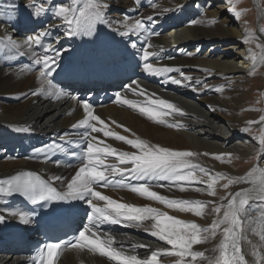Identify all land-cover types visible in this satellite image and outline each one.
<instances>
[{
	"label": "bare ground",
	"instance_id": "1",
	"mask_svg": "<svg viewBox=\"0 0 264 264\" xmlns=\"http://www.w3.org/2000/svg\"><path fill=\"white\" fill-rule=\"evenodd\" d=\"M215 1L139 0L137 3L136 0H104L109 4V8L105 10L107 23L97 24L90 35L69 37L64 35L67 25L55 17V9L59 5L75 7L84 3V0H0V39L11 36L23 45L29 37H35L41 31L47 33L41 37L40 45L33 44L31 48L24 46L21 49L26 53L24 56L15 52L6 54V50L0 45V176L23 170L35 171L46 180L61 176L63 182L57 181L54 186L59 191L65 190L67 181L81 164L83 148L86 147V142L81 143L84 129L72 128L76 121L83 118L81 102L89 103L95 114L120 135L134 138L135 134L149 143L176 150L232 153L231 163H221L202 155L193 158L194 162L206 167L213 174L223 172L233 177L243 176L246 172L236 169L233 161L237 165L246 164L250 162L247 157H253L256 164L264 167V155L256 159L259 144L253 139L254 135H259V131L255 134L242 131L246 127V121L258 120L264 115V90L262 106L255 112L254 118L250 110H246L248 104L240 87L251 63L245 60L248 49L259 52L256 43L264 44V30L261 28L263 25L260 21L259 29L253 31L246 19L247 14L242 13L239 19L236 18L230 0H221L218 3ZM254 1L256 4L259 2L258 7L263 6L262 1ZM32 3H42L45 12L40 16L34 15V9L29 7ZM153 3L157 5L155 9L152 7ZM113 4L122 6L117 15L110 8ZM242 10L235 4V11ZM260 14L264 16V8L260 10ZM125 17L129 23L143 19L146 30L121 36L119 33L125 31ZM147 17L152 19L148 20ZM191 21L197 23L192 25ZM26 26L34 28L23 30ZM164 28H167L166 31L162 30ZM153 32L159 35H152ZM248 33H253L256 37L251 44L243 41L244 35ZM133 43L136 47H132ZM146 43L153 45L149 50L155 53L150 57V63L169 66L179 71L160 76L146 73L143 70L144 61L141 60ZM206 43L210 45H207L205 51H201ZM48 45L53 50L45 53L44 49ZM56 50H59L58 56ZM45 54L56 58L53 65L55 70L47 78L52 82L51 87L48 91L34 96L31 93L39 86L36 80L39 66L33 64V60ZM256 70L262 71L264 76V66L257 67ZM181 73L191 79L184 80ZM103 79L105 84L101 83ZM172 79L182 80V84H173ZM133 81L149 95L154 93L155 97L168 100L182 109L184 115L172 112L164 120L167 124L180 123L183 127L155 123L141 115L138 110L117 102V93L141 104L146 102V96L134 94L126 87ZM193 88L197 90L193 91ZM87 89L89 93H85ZM73 96L77 99L73 100ZM112 121L124 125L131 132L116 127ZM255 126L260 128V125ZM23 128L28 131L18 130ZM91 135L98 136L118 150L135 151L121 141L103 137L102 133ZM57 145L63 150L58 149ZM37 149L40 151L37 152ZM73 152L76 156L71 155ZM9 154L11 157H8ZM108 162L116 161L109 158ZM115 179L119 180L120 177ZM221 181L217 186L216 197H209L206 193L191 188L181 192L167 181L153 180L149 183L154 191L171 199L208 201L219 200L220 196L226 194L220 187ZM248 186L233 185L227 191L235 192ZM97 190L120 202L137 206L149 205L179 219L194 220L202 226L211 222V216L200 218L191 213H180L158 202L139 197L127 188L100 187ZM0 200V214L6 215V219L0 222V264H31L26 246L37 231L36 221L31 218V222L25 225L18 218L4 212L5 209L29 212L25 202L12 197H0ZM65 202L77 225L80 218H83L81 226L89 223L88 213L91 209L84 201ZM97 203L103 204L102 201ZM150 224L151 221L144 222L145 227ZM99 232L111 234L116 240L115 247L140 258H146L151 251L158 248L170 247L151 236L144 227L134 226V222H105L99 224ZM250 238L254 241L258 239L255 236ZM216 242L210 241L194 247L195 250L211 249ZM141 244L149 247H133ZM8 249L10 251L6 252ZM250 251L246 246L245 252ZM247 258L253 259L250 254ZM174 259L167 256L161 258L162 264H172ZM58 264L115 262L98 254L65 249Z\"/></svg>",
	"mask_w": 264,
	"mask_h": 264
},
{
	"label": "snow or ice",
	"instance_id": "2",
	"mask_svg": "<svg viewBox=\"0 0 264 264\" xmlns=\"http://www.w3.org/2000/svg\"><path fill=\"white\" fill-rule=\"evenodd\" d=\"M136 2L139 3V0ZM237 2L238 0H230L234 14L239 19L242 12L235 11ZM29 7L34 9L33 14L36 16L45 12L42 3H32ZM152 7L155 9L157 5L153 3ZM108 8L109 4L104 0H84V3L75 7L59 5L54 15L67 25L65 36L90 35L97 24L107 23L105 10ZM147 19L151 20L152 17H147ZM127 21L128 18L125 17L123 23L125 31L119 33L121 36H127L132 32L142 33L146 30L143 19H136L131 23ZM196 23L197 21L190 22L192 25ZM46 35L45 31H41L35 37L26 39L23 45L13 40L11 36H4L0 39V45L6 50V54L15 52L24 56L26 53L21 50L24 46L31 48L33 44L40 45L41 37ZM152 35H159V33L153 32ZM255 39L253 33L245 34L243 37L246 44H251ZM132 47H136L135 43ZM152 47L151 43L143 46L141 60L144 61L143 70L146 73L160 76L179 71L169 66H156L150 63V57L155 55L149 50ZM256 48L259 52L249 48L245 57V60L251 62L250 75L257 67L264 66V44L257 42ZM51 50H53L51 45L44 49L45 53ZM59 54V50H56V55ZM55 63L56 58L47 54L33 60V64L39 66L36 76L39 86L32 91V95L44 93L51 87L52 82L47 78L54 72ZM181 75L183 76V73ZM183 79L190 80L191 78L183 76ZM171 83L179 85L182 84V80L172 79ZM126 87L134 94L146 96V102L141 104L129 100L122 97L120 93L116 94V101L138 110L141 115L155 123L167 124L164 117L172 112L184 115L182 109L174 103L155 97L154 93L149 95L136 81ZM196 90L193 88V91ZM220 90L217 89V91ZM72 99L76 100L77 97L73 96ZM80 106L83 110V118L76 121L72 128L84 129L81 143L86 142V147L83 148L81 164L71 179L67 181L65 190L58 191L53 186L57 181L63 182V177L53 176L45 180L32 171H21L8 178L0 179V196L2 197L19 194L33 205L53 201L80 200L91 209L88 213L89 223L72 240H58L45 244L33 257V264H58L59 257L65 249L98 254L114 261L115 264H162L161 258L165 256L175 258L172 264H264V167L254 164L243 176L238 177L223 172L213 174L206 167L194 162L193 158L202 155L221 163H231L232 153H197L190 150H176L149 143L135 134H133L134 138H129L112 130L108 123L95 114L89 103L81 102ZM111 123L118 128H123L125 132H131L130 129L116 121ZM252 125H260L259 135L253 136L259 144V148L256 149V159H259L261 155H264V115H261L258 120L246 121V127L242 131L251 132ZM167 126L183 127L180 123L167 124ZM18 130L28 131L27 128ZM92 133H102L103 137L121 141L135 151L118 150L98 136L91 135ZM56 147L63 150L59 145ZM71 155L76 156V153L73 152ZM109 158H114L116 162L109 163ZM56 163L59 165V161ZM116 177L120 179L116 180ZM153 180L167 181L169 185L177 187L181 192L191 188L194 191L206 193L209 197L217 196V186L221 180H225L226 182L220 187L226 190V194L220 196L219 200L171 199L152 189L149 182ZM238 184L249 186L242 187L235 192L227 191L231 186ZM195 185H203V187H195ZM157 186L166 187L168 185ZM100 187L127 188L137 196L158 202L168 209L180 213H191L200 218L206 215L211 216V222L202 226L194 220L179 219L149 205L137 206L120 202L97 190ZM101 201L102 205L97 203ZM4 212L18 218L22 224L27 225L31 222L32 214L29 212L11 209H5ZM5 219L6 215L0 214V222ZM125 221L134 222L136 227H144V230L151 236L170 247L158 248L151 251L146 258H140L137 255L126 254L122 249L115 247L116 240L111 234L99 232V224L105 222L120 224ZM145 221H151L150 226L145 227ZM252 236L258 239L254 241L250 238ZM210 241H217L211 249L195 250L194 246L204 245ZM246 246L250 248V253L245 252ZM133 247L149 246L141 244L133 245ZM249 254L252 260L247 258Z\"/></svg>",
	"mask_w": 264,
	"mask_h": 264
},
{
	"label": "rangeland",
	"instance_id": "3",
	"mask_svg": "<svg viewBox=\"0 0 264 264\" xmlns=\"http://www.w3.org/2000/svg\"><path fill=\"white\" fill-rule=\"evenodd\" d=\"M219 1H221V0H216L215 3H218ZM260 1L263 2L262 3L263 6H261V7L264 8V0H260ZM257 4H259V2ZM257 4L255 3L254 0H238V2L236 3V5L238 7L243 9L242 13L244 15L247 14L246 19L249 20L250 28L253 31L259 29L260 21L263 25V26H261V28L264 30V16L260 14V10L262 8L258 7ZM113 5H115V6H113ZM113 5L110 7L112 10V13L114 15L119 14L122 10V6H120L118 4H113ZM33 28L34 27H27L26 26L23 28V30H33ZM166 29L167 28H165V31H166ZM210 43L203 44V46L201 47V51H205L206 48L210 45ZM192 49H194V48L192 47ZM242 80H243V84H241L240 87L242 89L243 97L246 99V102L248 104V105H246V110H250V112L253 114V117L256 118L255 112H257L259 107L262 106V101H263V90H264L263 73H262V71L258 72L257 70H255V72L250 75L249 70H248L247 76L245 78H243ZM121 83H122V81H120V84ZM102 84H105V83H102ZM88 90L89 89H87L85 93H89ZM90 97H93V95H90ZM247 108H249V109H247ZM249 117H251V114L249 115ZM251 127H252V131L250 133L255 134V133H257V131H259V127L255 126V125H252ZM8 157H11V154H9ZM247 158H248V161H250V162H248L246 164H240V165L238 164L237 165V164H234V161H233L234 167L238 170L243 171V172H247L254 164H256L254 162V160H252L253 157H247ZM242 159L245 160V158H241V160ZM223 183H225V182L222 180L220 184L222 185ZM223 191H226V190L223 189ZM0 201H2V200H0ZM7 201H9V200H7ZM9 251H10L9 249L6 250V252H9Z\"/></svg>",
	"mask_w": 264,
	"mask_h": 264
}]
</instances>
